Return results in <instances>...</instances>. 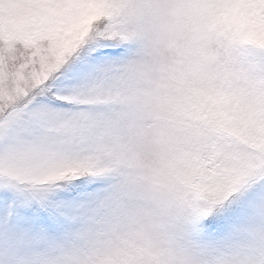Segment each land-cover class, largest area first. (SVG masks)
Segmentation results:
<instances>
[{
    "label": "snow or ice",
    "instance_id": "6c2138e0",
    "mask_svg": "<svg viewBox=\"0 0 264 264\" xmlns=\"http://www.w3.org/2000/svg\"><path fill=\"white\" fill-rule=\"evenodd\" d=\"M0 264H264V0H0Z\"/></svg>",
    "mask_w": 264,
    "mask_h": 264
}]
</instances>
